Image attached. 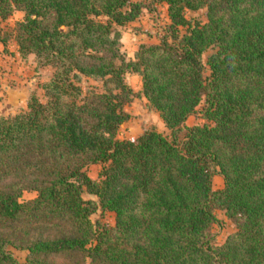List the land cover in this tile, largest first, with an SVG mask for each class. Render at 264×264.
Listing matches in <instances>:
<instances>
[{"label": "trees", "instance_id": "1", "mask_svg": "<svg viewBox=\"0 0 264 264\" xmlns=\"http://www.w3.org/2000/svg\"><path fill=\"white\" fill-rule=\"evenodd\" d=\"M153 1L164 35L126 59L116 26L139 2L0 0V20L22 12L19 56L52 68L44 101L31 92L25 111L0 115V264H264V0ZM197 9L204 22L185 18ZM127 72L167 135L118 137ZM82 78L100 88L82 93ZM196 113L206 123L186 125ZM216 210L233 226L221 242ZM97 211L113 224L92 221Z\"/></svg>", "mask_w": 264, "mask_h": 264}, {"label": "rangeland", "instance_id": "2", "mask_svg": "<svg viewBox=\"0 0 264 264\" xmlns=\"http://www.w3.org/2000/svg\"><path fill=\"white\" fill-rule=\"evenodd\" d=\"M132 1L139 2L143 6L138 16L121 26H116L120 34V42L126 59L132 58V54L138 44L157 43L159 38L164 35L165 27L168 24L164 3L153 0ZM21 17L22 12L14 10L8 17L0 20L1 31L8 35L5 46L3 47L0 44V115L4 117L25 111L26 98L31 92H34L40 101H44L40 84L46 81L52 72L50 66L36 64L35 57L32 54L22 58L17 53L12 33L15 22L21 19ZM185 18L189 21L204 22V9L187 10ZM184 30V28H180V33L184 32ZM209 52L210 50L208 49L202 53V62H204ZM124 80L132 89L133 96L129 103L124 106V110L128 113V119L119 127L118 137L133 138L140 134L142 130L148 128H153L167 135L168 131L164 127L158 113L140 94L139 77L136 74L127 72L125 73ZM79 84L82 88V93L89 87L100 88L99 81L89 78H82ZM202 123H206V121L201 119L197 113L189 116L185 121L186 125ZM99 167L100 165L97 163L87 166V175L91 178H96ZM211 185L213 189L221 188V177L214 174L211 178ZM34 195L33 191H22L20 199L28 200L34 197ZM81 195L83 198L92 197L85 191ZM215 215L218 223L213 226V231L216 234V241L221 242L228 233L233 231V226L221 210H216ZM90 219L112 225L113 213L110 211H97L90 215ZM7 248L17 261L23 260L26 254L25 250L17 249L13 246H8Z\"/></svg>", "mask_w": 264, "mask_h": 264}]
</instances>
